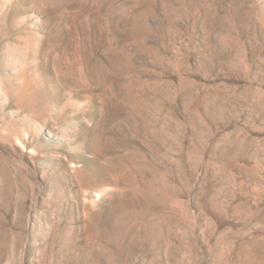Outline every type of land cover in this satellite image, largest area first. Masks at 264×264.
<instances>
[{
	"label": "rangeland",
	"instance_id": "obj_1",
	"mask_svg": "<svg viewBox=\"0 0 264 264\" xmlns=\"http://www.w3.org/2000/svg\"><path fill=\"white\" fill-rule=\"evenodd\" d=\"M0 264H264V0H0Z\"/></svg>",
	"mask_w": 264,
	"mask_h": 264
}]
</instances>
